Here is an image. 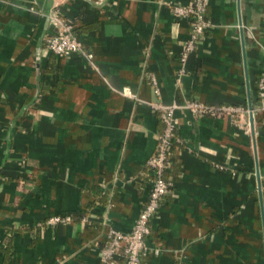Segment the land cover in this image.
<instances>
[{
  "label": "crops",
  "instance_id": "obj_1",
  "mask_svg": "<svg viewBox=\"0 0 264 264\" xmlns=\"http://www.w3.org/2000/svg\"><path fill=\"white\" fill-rule=\"evenodd\" d=\"M190 3L0 0V264H97L109 230L129 233L147 200L152 103L186 100L214 110L175 111L141 264H264V0H208L210 27L178 74L189 20L172 7ZM52 9L89 60L43 52Z\"/></svg>",
  "mask_w": 264,
  "mask_h": 264
},
{
  "label": "built area",
  "instance_id": "obj_2",
  "mask_svg": "<svg viewBox=\"0 0 264 264\" xmlns=\"http://www.w3.org/2000/svg\"><path fill=\"white\" fill-rule=\"evenodd\" d=\"M207 4L208 0H191L189 5H174L172 7V12L176 18L189 20L187 42L178 53V74L185 71L184 64L188 54L199 46L205 32L210 27V21L206 18ZM48 18L53 26V31L43 39L42 49L44 53L60 57H68L74 53H79L88 60L91 58V54L84 50L81 41L75 35L74 24L71 21L66 20L58 9H52L48 14ZM153 84H156L155 79H153ZM258 90V96L264 101V74L258 80ZM155 92L159 93L156 87ZM123 93L131 96L127 88H123ZM152 106L159 112L162 129L158 132L156 149L144 164L151 175L147 200L129 233L114 229L109 230L108 243L99 251L97 264H114V259L119 256V253L124 258V264H141V256L148 250L146 237L150 232V221L158 212L163 196L168 192L170 186L165 178V172L173 164L170 150L178 142L175 111L185 109L192 114L202 115L211 113L214 110L213 107L197 100H186L182 104L154 102ZM217 109L229 112L241 110L235 106H221ZM247 130H249V127H247ZM69 220V215H52L46 221L48 224H57Z\"/></svg>",
  "mask_w": 264,
  "mask_h": 264
},
{
  "label": "trees",
  "instance_id": "obj_3",
  "mask_svg": "<svg viewBox=\"0 0 264 264\" xmlns=\"http://www.w3.org/2000/svg\"><path fill=\"white\" fill-rule=\"evenodd\" d=\"M116 264H124V260L122 261V260H120V261H117V263Z\"/></svg>",
  "mask_w": 264,
  "mask_h": 264
}]
</instances>
